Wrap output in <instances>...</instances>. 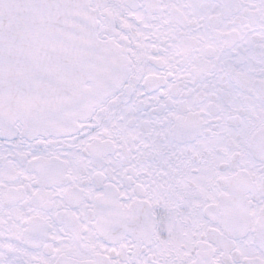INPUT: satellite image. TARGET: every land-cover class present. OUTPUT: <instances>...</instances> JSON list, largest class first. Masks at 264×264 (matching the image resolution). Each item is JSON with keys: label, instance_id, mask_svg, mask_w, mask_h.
Returning <instances> with one entry per match:
<instances>
[{"label": "snow or ice", "instance_id": "snow-or-ice-1", "mask_svg": "<svg viewBox=\"0 0 264 264\" xmlns=\"http://www.w3.org/2000/svg\"><path fill=\"white\" fill-rule=\"evenodd\" d=\"M0 264H264V0H0Z\"/></svg>", "mask_w": 264, "mask_h": 264}]
</instances>
